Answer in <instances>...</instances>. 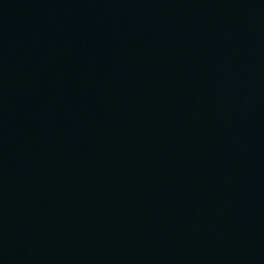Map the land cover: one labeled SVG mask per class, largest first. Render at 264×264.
Returning a JSON list of instances; mask_svg holds the SVG:
<instances>
[{"label":"water","instance_id":"water-1","mask_svg":"<svg viewBox=\"0 0 264 264\" xmlns=\"http://www.w3.org/2000/svg\"><path fill=\"white\" fill-rule=\"evenodd\" d=\"M0 264H264V0H0Z\"/></svg>","mask_w":264,"mask_h":264}]
</instances>
